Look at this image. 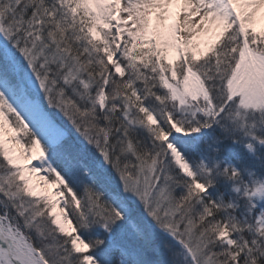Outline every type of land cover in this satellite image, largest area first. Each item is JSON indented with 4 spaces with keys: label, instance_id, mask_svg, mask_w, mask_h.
I'll return each mask as SVG.
<instances>
[{
    "label": "snow or ice",
    "instance_id": "1",
    "mask_svg": "<svg viewBox=\"0 0 264 264\" xmlns=\"http://www.w3.org/2000/svg\"><path fill=\"white\" fill-rule=\"evenodd\" d=\"M0 264H264V0H0Z\"/></svg>",
    "mask_w": 264,
    "mask_h": 264
}]
</instances>
